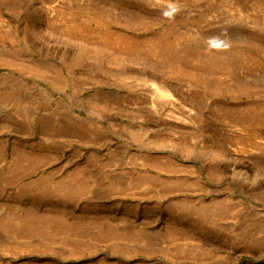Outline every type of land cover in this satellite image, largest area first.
Returning a JSON list of instances; mask_svg holds the SVG:
<instances>
[{"label": "rangeland", "instance_id": "obj_1", "mask_svg": "<svg viewBox=\"0 0 264 264\" xmlns=\"http://www.w3.org/2000/svg\"><path fill=\"white\" fill-rule=\"evenodd\" d=\"M0 264H264V0H0Z\"/></svg>", "mask_w": 264, "mask_h": 264}, {"label": "clouds", "instance_id": "obj_2", "mask_svg": "<svg viewBox=\"0 0 264 264\" xmlns=\"http://www.w3.org/2000/svg\"><path fill=\"white\" fill-rule=\"evenodd\" d=\"M178 10H179L178 8L173 7L172 8V13H175ZM166 15H170V13H166ZM210 46L218 48V49H220V48H225L226 49L227 47H229V44H228V42L226 40H224L223 38L217 36V37L212 38V41H210Z\"/></svg>", "mask_w": 264, "mask_h": 264}, {"label": "bare ground", "instance_id": "obj_3", "mask_svg": "<svg viewBox=\"0 0 264 264\" xmlns=\"http://www.w3.org/2000/svg\"><path fill=\"white\" fill-rule=\"evenodd\" d=\"M80 184V183H79ZM188 208V207H187ZM182 210V209H181ZM184 211V210H183ZM107 231V230H106ZM110 233V232H109Z\"/></svg>", "mask_w": 264, "mask_h": 264}]
</instances>
